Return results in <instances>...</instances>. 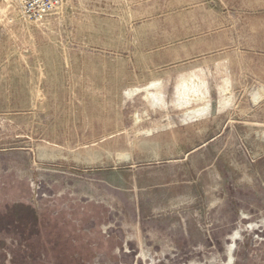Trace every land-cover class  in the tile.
<instances>
[{
    "label": "rangeland",
    "instance_id": "obj_1",
    "mask_svg": "<svg viewBox=\"0 0 264 264\" xmlns=\"http://www.w3.org/2000/svg\"><path fill=\"white\" fill-rule=\"evenodd\" d=\"M0 264H264V0H0Z\"/></svg>",
    "mask_w": 264,
    "mask_h": 264
},
{
    "label": "built area",
    "instance_id": "obj_2",
    "mask_svg": "<svg viewBox=\"0 0 264 264\" xmlns=\"http://www.w3.org/2000/svg\"><path fill=\"white\" fill-rule=\"evenodd\" d=\"M24 14L31 19H40L56 10L62 0H17Z\"/></svg>",
    "mask_w": 264,
    "mask_h": 264
},
{
    "label": "bare ground",
    "instance_id": "obj_3",
    "mask_svg": "<svg viewBox=\"0 0 264 264\" xmlns=\"http://www.w3.org/2000/svg\"><path fill=\"white\" fill-rule=\"evenodd\" d=\"M188 80H189V79H188ZM188 80H187V81H188ZM149 88H150V86H149ZM187 102H188V101H187ZM189 102H190V101H189ZM190 103H191V102H190ZM188 104H189V103H188ZM200 110H201V109H200ZM198 112H199V111H198ZM192 113H193V112H192ZM192 113H191V114H192ZM194 114H195V113H194ZM197 114H199V113H197Z\"/></svg>",
    "mask_w": 264,
    "mask_h": 264
}]
</instances>
